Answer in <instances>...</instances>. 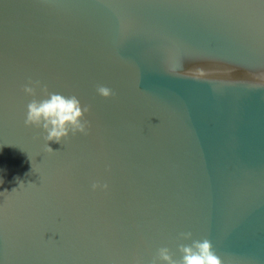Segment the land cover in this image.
Listing matches in <instances>:
<instances>
[{
	"label": "water",
	"instance_id": "water-1",
	"mask_svg": "<svg viewBox=\"0 0 264 264\" xmlns=\"http://www.w3.org/2000/svg\"><path fill=\"white\" fill-rule=\"evenodd\" d=\"M49 93L89 109L53 152L25 125ZM203 239L264 264V0H0V264L179 261Z\"/></svg>",
	"mask_w": 264,
	"mask_h": 264
},
{
	"label": "clouds",
	"instance_id": "clouds-1",
	"mask_svg": "<svg viewBox=\"0 0 264 264\" xmlns=\"http://www.w3.org/2000/svg\"><path fill=\"white\" fill-rule=\"evenodd\" d=\"M170 71L177 72L175 67ZM182 70L179 72H184ZM198 73H203V69H196ZM25 86L23 92L27 96H35L36 88L40 87L39 82ZM97 95L104 99L112 97L113 92L106 86L96 89ZM89 112L88 107L83 106L76 96H64L59 93H49L46 98L41 100L33 99L27 105L25 125L39 128L43 133L47 150L53 152L49 147L50 142L57 144L65 141L70 135H86L87 127L85 116ZM155 126V125H153ZM107 183L94 182L91 185L92 191H107ZM185 240L191 239V233L181 234ZM181 259H173L168 248H160L152 264H222L221 259L215 254L209 240L193 241L190 245L179 247Z\"/></svg>",
	"mask_w": 264,
	"mask_h": 264
}]
</instances>
